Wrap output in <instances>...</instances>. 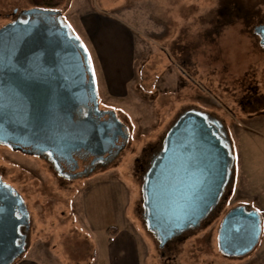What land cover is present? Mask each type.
<instances>
[{"label":"rangeland","instance_id":"rangeland-1","mask_svg":"<svg viewBox=\"0 0 264 264\" xmlns=\"http://www.w3.org/2000/svg\"><path fill=\"white\" fill-rule=\"evenodd\" d=\"M31 8L30 0H0V29L14 10ZM57 11L89 53L97 83L95 17H111L130 32L136 72L128 99L97 94L100 109L114 111L131 138L114 161L76 179L61 176L48 159L0 144V176L30 213L22 258L55 262L61 256L87 264L96 256L98 264H117L108 236L121 228L138 240L139 264H264L261 243L244 257H228L219 248L221 222L241 199L231 194L235 171L213 215L164 249L144 219L142 190L153 154L184 111L218 119L229 136L257 132L264 100L259 110L240 101L243 84L264 96V46L255 32L264 24V0H66Z\"/></svg>","mask_w":264,"mask_h":264},{"label":"water","instance_id":"water-1","mask_svg":"<svg viewBox=\"0 0 264 264\" xmlns=\"http://www.w3.org/2000/svg\"><path fill=\"white\" fill-rule=\"evenodd\" d=\"M21 16L0 29V144L48 159L65 178L87 176L119 157L130 132L114 111L100 109L90 55L62 13L35 7ZM255 32L264 46V24ZM208 116L181 113L144 175L143 216L161 249L201 226L235 171L231 138ZM30 230L24 199L0 176V264L22 258ZM261 238V214L243 205L218 231L228 257L250 254Z\"/></svg>","mask_w":264,"mask_h":264},{"label":"crops","instance_id":"crops-1","mask_svg":"<svg viewBox=\"0 0 264 264\" xmlns=\"http://www.w3.org/2000/svg\"><path fill=\"white\" fill-rule=\"evenodd\" d=\"M93 22L94 27L96 26L94 36L99 41L97 44L99 76V82H96L97 89L108 98L127 100L136 72L135 46L133 41L129 40L130 32L111 17L103 21L97 15ZM256 130L257 132H250L246 129L230 132L235 154L231 194L232 196L239 195L241 198L237 203L239 206H246L261 214L262 238L259 256L264 260V149L262 148L264 146V120L256 123ZM126 232L125 235L120 228L118 233L108 236V245L115 251L113 257L115 255L119 257L117 264H139L141 256L139 242L132 232ZM63 259L61 256H56L55 262H45L38 257L28 256L15 264H78L77 261L68 262ZM98 263L95 256L87 264Z\"/></svg>","mask_w":264,"mask_h":264},{"label":"trees","instance_id":"trees-1","mask_svg":"<svg viewBox=\"0 0 264 264\" xmlns=\"http://www.w3.org/2000/svg\"><path fill=\"white\" fill-rule=\"evenodd\" d=\"M31 3L35 7L48 9V10H58V8L66 1V0H30ZM264 22V21H263ZM243 93L245 94L243 99L240 101L242 102V106L245 108L246 106L250 107L252 110H259L260 106L262 107L264 100V96H257V89L256 86L254 87L251 84L242 85ZM261 109V108H260ZM112 228H109V231ZM118 233V230L115 229V232L110 234L112 236Z\"/></svg>","mask_w":264,"mask_h":264},{"label":"flooded vegetation","instance_id":"flooded-vegetation-1","mask_svg":"<svg viewBox=\"0 0 264 264\" xmlns=\"http://www.w3.org/2000/svg\"><path fill=\"white\" fill-rule=\"evenodd\" d=\"M22 11V10H21ZM21 11H17V10H14V12H13V17H14V19L11 21V22H14V21H16V20H18V19H22L23 17L21 16L20 17V13H21ZM11 22H9V23H11ZM218 119H216V118H213L212 116H208V121H209V123H210V125L213 127V128H218L217 127V125H216V121H217ZM222 131V130H221ZM220 133H222V132H220ZM220 133H219V135H220ZM160 150H157L154 154H153V157H152V159L156 156V154L159 152ZM152 159H151V161H152ZM99 166H102V165H98L97 167H96V169L99 167ZM220 205V204H219ZM219 207V206H218ZM218 207H216L214 210H212L211 211V213L209 214V216L207 217V219L210 217V216H212L213 215V213H214V211L218 208ZM203 224V223H202Z\"/></svg>","mask_w":264,"mask_h":264}]
</instances>
